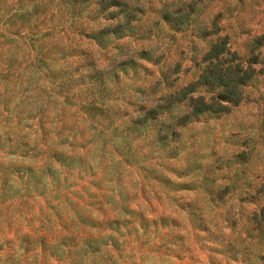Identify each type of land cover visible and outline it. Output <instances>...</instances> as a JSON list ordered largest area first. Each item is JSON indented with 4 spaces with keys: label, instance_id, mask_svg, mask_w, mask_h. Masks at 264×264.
<instances>
[{
    "label": "rangeland",
    "instance_id": "rangeland-1",
    "mask_svg": "<svg viewBox=\"0 0 264 264\" xmlns=\"http://www.w3.org/2000/svg\"><path fill=\"white\" fill-rule=\"evenodd\" d=\"M170 8L142 21L122 0H0V264H264V30L246 26L264 29V0ZM161 20L166 54L139 57L153 83L116 41ZM221 32L254 72L237 102L193 114L170 94Z\"/></svg>",
    "mask_w": 264,
    "mask_h": 264
},
{
    "label": "clouds",
    "instance_id": "clouds-1",
    "mask_svg": "<svg viewBox=\"0 0 264 264\" xmlns=\"http://www.w3.org/2000/svg\"><path fill=\"white\" fill-rule=\"evenodd\" d=\"M228 2L235 7L239 0H228ZM122 3H126L129 5V9L131 11L132 14H137L136 13V9H144L145 11L148 12V16L142 17V21H155L156 19H158L157 17H153L151 15V12L149 11L150 9H163L164 5H170L172 6V8H170L169 10H172L173 8H178L181 7L183 5H193L194 4V0H122ZM111 11L114 12H118L119 9L118 8H112L110 9ZM127 23L126 18L121 15L118 19L116 20H112V21H105L104 23V27L105 28H112L115 29L117 27H119L120 25H124ZM209 28L211 27V25H208ZM247 27L253 29L254 32H259L262 31L264 29H260L258 28L255 24H248L246 25ZM132 27L134 28H139L140 25L133 22ZM153 31L155 32V35H153L151 37V39L145 40L143 42H140L138 40H134L131 39L130 37H123L120 40L116 41V44H118L120 47L124 48L125 51L129 52V55L133 56V58L136 59V62L138 64L143 65L144 67L148 68V69H152L154 72V80L153 83H156L157 81H159L160 78V71L159 69L154 68V65L149 63L147 60L144 59H140V53L142 52H147L150 55H152L154 58H159L162 55L166 54V48L169 45V40H168V29H167V25L164 23V21H160V27L159 28H153ZM221 36L225 35L224 32L220 33ZM185 51H188V45L185 44L184 45ZM229 48L232 49V51H237V46H236V42L229 44ZM207 49L205 48V51ZM190 55V54H189ZM119 58V54L116 52H109L107 53L105 58H102L99 62L98 65V70L100 71H104L105 69L110 70V65L112 64V62L115 59ZM179 60V57L172 55L170 57V60L167 61L166 63H168L170 65V67L174 68L176 62ZM190 62H186L183 63V67L184 68H188L190 67ZM163 67V65L161 66ZM243 67L246 69L247 68V64L243 65ZM121 78L125 81L126 84H131V81H129L126 77H123V73L120 74ZM191 98L193 100H195L196 102H203L206 105L212 106V107H217V106H227V101L225 100H221L219 98L218 94H208L206 92L203 91H197V92H192L191 93ZM122 100H129L131 102H141L143 103V106L148 109L151 110V108L153 107V105L151 103L145 102L143 101V99L141 97H139L138 95H135L131 92H125L122 96H121ZM156 99H160V97H156ZM126 105H121V107H125ZM131 111V110H129ZM157 119L161 120L162 123H168V121L166 119L163 118V116L161 114L157 115ZM199 127H204V125H200ZM261 171L264 172V167L261 168Z\"/></svg>",
    "mask_w": 264,
    "mask_h": 264
},
{
    "label": "trees",
    "instance_id": "trees-1",
    "mask_svg": "<svg viewBox=\"0 0 264 264\" xmlns=\"http://www.w3.org/2000/svg\"><path fill=\"white\" fill-rule=\"evenodd\" d=\"M205 65L198 78L188 82L170 97L182 99L189 97L191 113L197 114L204 109L220 110L226 108L229 102L234 103L242 98L241 85L253 74L254 67L251 62H244L237 52L232 51L227 45L226 37H220L212 43L204 56ZM247 64L245 69L243 65ZM197 85H208L214 89L212 94H218L221 100L227 101V106L212 107L191 98V93ZM211 94V95H212ZM259 222H264V204L254 214Z\"/></svg>",
    "mask_w": 264,
    "mask_h": 264
}]
</instances>
